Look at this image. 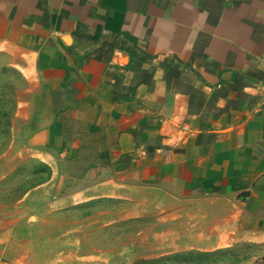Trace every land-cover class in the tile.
I'll use <instances>...</instances> for the list:
<instances>
[{
	"label": "crops",
	"instance_id": "0c3cea01",
	"mask_svg": "<svg viewBox=\"0 0 264 264\" xmlns=\"http://www.w3.org/2000/svg\"><path fill=\"white\" fill-rule=\"evenodd\" d=\"M0 58L48 212L129 203L154 252L264 264V0H0Z\"/></svg>",
	"mask_w": 264,
	"mask_h": 264
},
{
	"label": "rangeland",
	"instance_id": "374dc122",
	"mask_svg": "<svg viewBox=\"0 0 264 264\" xmlns=\"http://www.w3.org/2000/svg\"><path fill=\"white\" fill-rule=\"evenodd\" d=\"M4 66L0 58V229H3L2 238L15 242L5 252L4 263L227 264L234 261L236 255L225 252L210 257L152 251L150 244L156 235L161 237L156 230L160 233L165 228L164 219L128 217L126 213L132 208L129 203L94 201L48 212L44 203L35 201V188L48 178L49 171L30 154L20 159L11 153L14 139L9 119L15 111L22 80ZM76 188L65 183L62 194Z\"/></svg>",
	"mask_w": 264,
	"mask_h": 264
}]
</instances>
